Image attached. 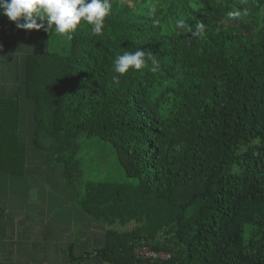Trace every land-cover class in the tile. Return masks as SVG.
I'll return each mask as SVG.
<instances>
[{
    "label": "trees",
    "instance_id": "1",
    "mask_svg": "<svg viewBox=\"0 0 264 264\" xmlns=\"http://www.w3.org/2000/svg\"><path fill=\"white\" fill-rule=\"evenodd\" d=\"M110 2L102 34L81 22L61 50L51 30L0 14V64L16 80L0 95V171L48 152L101 228L142 221L119 242L72 249L71 264H264V0ZM180 18L204 36L180 34ZM137 48L146 66L115 73ZM81 135L109 144L127 181L85 177Z\"/></svg>",
    "mask_w": 264,
    "mask_h": 264
},
{
    "label": "crops",
    "instance_id": "2",
    "mask_svg": "<svg viewBox=\"0 0 264 264\" xmlns=\"http://www.w3.org/2000/svg\"><path fill=\"white\" fill-rule=\"evenodd\" d=\"M15 87L14 71L0 64V95ZM78 201L63 166L48 152L31 150L24 173L0 171V264H71L72 249L81 254L142 228L139 219H115L101 228Z\"/></svg>",
    "mask_w": 264,
    "mask_h": 264
},
{
    "label": "clouds",
    "instance_id": "3",
    "mask_svg": "<svg viewBox=\"0 0 264 264\" xmlns=\"http://www.w3.org/2000/svg\"><path fill=\"white\" fill-rule=\"evenodd\" d=\"M111 12L110 0H0V14L6 15L16 22L18 29L55 31L60 35L72 38V33L81 22L91 26L93 34H102L105 28V19ZM176 28L188 29L192 36L203 37L205 25L197 23L195 31L185 19L175 22ZM149 53L137 48L135 51H126L118 55L114 62V72L126 74L129 69L140 70L146 66ZM155 70V69H153Z\"/></svg>",
    "mask_w": 264,
    "mask_h": 264
},
{
    "label": "rangeland",
    "instance_id": "4",
    "mask_svg": "<svg viewBox=\"0 0 264 264\" xmlns=\"http://www.w3.org/2000/svg\"><path fill=\"white\" fill-rule=\"evenodd\" d=\"M51 31L54 35L51 44L52 50H61L63 46L68 45L69 39L66 35L55 33L54 29ZM78 141L80 150L77 157L85 168V177L87 176L91 180H101V177H105L111 181H127L123 169L116 160L114 149L109 144L100 138L87 137L86 135H81ZM76 182V180L71 182L70 179H66L68 188L77 187L74 186Z\"/></svg>",
    "mask_w": 264,
    "mask_h": 264
},
{
    "label": "built area",
    "instance_id": "5",
    "mask_svg": "<svg viewBox=\"0 0 264 264\" xmlns=\"http://www.w3.org/2000/svg\"><path fill=\"white\" fill-rule=\"evenodd\" d=\"M134 252L138 255H144L147 258L154 259V260H169L172 257L170 252L166 251H155L150 249L147 246H143L140 248H136Z\"/></svg>",
    "mask_w": 264,
    "mask_h": 264
}]
</instances>
